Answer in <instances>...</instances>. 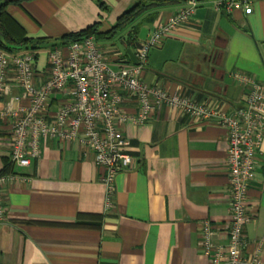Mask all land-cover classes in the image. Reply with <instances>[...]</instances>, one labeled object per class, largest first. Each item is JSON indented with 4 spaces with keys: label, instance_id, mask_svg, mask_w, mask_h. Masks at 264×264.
<instances>
[{
    "label": "crops",
    "instance_id": "0c3cea01",
    "mask_svg": "<svg viewBox=\"0 0 264 264\" xmlns=\"http://www.w3.org/2000/svg\"><path fill=\"white\" fill-rule=\"evenodd\" d=\"M136 4L27 0L7 10L27 38L46 41L33 52L40 83L49 73V54L63 36L95 23L102 30L114 27ZM183 4L161 6L156 17L142 23L130 48L119 41L98 42L106 60L133 63L128 51L135 55L137 46ZM234 71L264 85V0H250L246 9L232 12L217 7L216 0L201 1L188 22L150 51L140 78L169 94L229 113L243 106L246 94L230 77ZM14 78L10 72L11 93L0 98V174L11 154L7 111L29 104ZM70 89L52 95L53 115L73 99ZM121 108L133 117L140 113L138 102L129 97ZM123 130L136 164L117 175L112 210L106 209L104 169L96 165L94 153L76 141L43 139L40 156L29 167L12 165L9 175L14 180L2 195L0 264H209L202 252L205 223L219 232L217 243H226L227 130L167 105L144 124L128 122ZM256 160V179L248 190L252 221L246 234L248 253L259 252L264 261V140Z\"/></svg>",
    "mask_w": 264,
    "mask_h": 264
},
{
    "label": "built area",
    "instance_id": "2783aa9c",
    "mask_svg": "<svg viewBox=\"0 0 264 264\" xmlns=\"http://www.w3.org/2000/svg\"><path fill=\"white\" fill-rule=\"evenodd\" d=\"M183 3L166 23L155 28L137 46V64L109 62L95 37L90 36L65 49L52 50L48 76L38 83L33 52L0 50V98L10 95L7 79L14 72L15 84L23 90L22 98L29 101L27 106L7 111L12 120L10 163L19 168L29 167L40 156L43 139L76 141L89 148L95 155L96 165L104 169L106 209L112 210L117 175L131 171L136 164L129 152L130 142L124 126L132 121L144 124L164 105L182 109L192 119L214 122L227 130L230 196L223 234L226 243L216 242L219 232L207 222L202 230L203 254L209 258V264H264L259 252L248 253L246 234V226L252 221L248 190L256 179V157L264 140V85L243 72H231L232 80L246 94L243 106L228 113L219 107L195 103L180 94H169L140 78L150 51L188 22L200 4L199 1ZM249 3L250 0H216V6L227 12L244 10ZM68 87L73 99L59 106L53 115L52 95ZM126 97L138 102L140 113L136 117L122 110ZM13 180L14 175H0V224L5 219L3 189Z\"/></svg>",
    "mask_w": 264,
    "mask_h": 264
},
{
    "label": "trees",
    "instance_id": "16d2710c",
    "mask_svg": "<svg viewBox=\"0 0 264 264\" xmlns=\"http://www.w3.org/2000/svg\"><path fill=\"white\" fill-rule=\"evenodd\" d=\"M2 1V0H0ZM27 0H11L0 8V31L2 32L5 42L0 41V50L8 53L25 52L23 49L32 45L34 48L31 52L38 51V46L46 43L45 40H32L27 38V33L20 24L9 14L8 7L10 5H20ZM183 3L179 1L170 2H156L149 0H137V4L130 10L123 13L114 27L106 30L101 29L100 23H95L84 30L76 33H71L62 37L59 44H55L54 48L58 46H68L71 43L81 41L86 37L93 36L97 42L101 41H119L130 48L135 41V36L140 29L142 23L149 21L156 17L161 6L168 4ZM103 6V4H101ZM128 56V55H127ZM12 164L10 160L5 161L4 170L0 175L9 174L12 172Z\"/></svg>",
    "mask_w": 264,
    "mask_h": 264
},
{
    "label": "water",
    "instance_id": "95a60500",
    "mask_svg": "<svg viewBox=\"0 0 264 264\" xmlns=\"http://www.w3.org/2000/svg\"><path fill=\"white\" fill-rule=\"evenodd\" d=\"M11 0H2L0 1V8L2 6H4L5 4L9 3ZM149 1H156V2H170V1H179V2H187V1H207V0H149ZM0 41H2L3 43H6L5 42V39H4V36L2 34V32L0 31ZM34 47L32 45L28 46L27 48L23 49L24 51H31ZM38 48H43L42 46H38ZM129 55H130V58H131V61L134 63V64H137L138 61H137V58L135 55H133L131 52H129Z\"/></svg>",
    "mask_w": 264,
    "mask_h": 264
}]
</instances>
